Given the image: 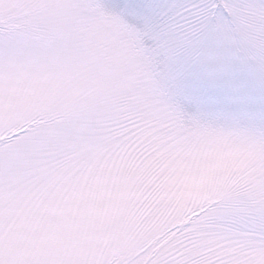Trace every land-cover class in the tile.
<instances>
[{"label":"snow or ice","instance_id":"1","mask_svg":"<svg viewBox=\"0 0 264 264\" xmlns=\"http://www.w3.org/2000/svg\"><path fill=\"white\" fill-rule=\"evenodd\" d=\"M0 264H264V0H0Z\"/></svg>","mask_w":264,"mask_h":264}]
</instances>
